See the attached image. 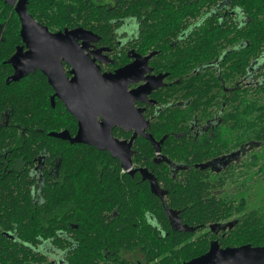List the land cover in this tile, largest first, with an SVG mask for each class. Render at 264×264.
I'll list each match as a JSON object with an SVG mask.
<instances>
[{"label": "trees", "instance_id": "16d2710c", "mask_svg": "<svg viewBox=\"0 0 264 264\" xmlns=\"http://www.w3.org/2000/svg\"><path fill=\"white\" fill-rule=\"evenodd\" d=\"M183 1L129 0L121 1V6L136 13L142 4L155 5L162 14L172 13L171 17L161 16L160 23L145 26L147 34L156 37L153 45L159 42L157 36L172 42L179 25L188 20L185 13L194 17L198 12H209L204 8L211 9L219 2L193 0L191 8ZM224 1L220 0V5ZM226 4L224 11L220 9V26L212 22L196 36L198 40L191 43L190 50L184 48L177 55L184 63L190 52L193 61L202 64L220 59V81L209 73L204 79L194 74L189 84L177 82L162 89V93H153L159 106L169 105L172 98L191 102L187 107L171 106L157 112L150 130L154 139L162 141V152L179 161L183 155L191 164L200 163L203 156L241 148L245 137H249L246 145L254 140L252 150L264 148V0H229ZM106 15L110 20L111 14ZM0 22L8 30L0 41V264H60L53 262L57 251L70 249L73 240H79L81 247L68 252L65 264H98L102 248H107L111 260L120 246L134 249L146 245L157 257L161 242L139 235L127 220H138L145 207L159 219H166L163 201L151 192L139 173L121 175L119 160L107 152L51 135L65 128L74 133V119L61 102L51 97L52 90L41 73L7 83L13 73L7 62L21 39L18 16L4 0H0ZM105 26L100 32L108 40L110 24ZM154 68L172 73L169 82L181 79L180 71L185 69L188 80V65L155 64ZM251 79L256 83L252 81L247 87L244 81ZM250 91L261 99L253 95L249 98ZM213 106L221 113L220 122L226 124V128H220L225 133L220 145L209 137L191 143L174 138L173 133L182 132L191 119L213 117L209 112ZM134 148L136 156L145 158L134 159V163L146 167L170 191L164 204L180 209L185 224L199 226L240 213L230 236L237 237L242 245L251 242L252 246H264V209L248 210L245 201L226 197L220 203L206 199L211 194L207 189L225 186L234 178V171L219 182L195 170L186 183L175 184L165 164L156 166L152 162L155 149L149 140L139 137ZM41 154L49 156L52 170L58 166V175L50 176L48 170L41 179L31 173ZM115 209L121 216L114 223L107 222L106 215ZM51 251L54 255H49ZM160 264L171 262L165 259Z\"/></svg>", "mask_w": 264, "mask_h": 264}, {"label": "flooded vegetation", "instance_id": "af4514ba", "mask_svg": "<svg viewBox=\"0 0 264 264\" xmlns=\"http://www.w3.org/2000/svg\"><path fill=\"white\" fill-rule=\"evenodd\" d=\"M21 0H16V5ZM121 1L129 2V0H28L27 10L28 13L34 18V20L45 27L51 35H58V38L48 37L49 41L53 40H64L63 48L59 54L60 60L56 62V65L61 66L63 70V85L61 94L65 95L70 88H74L71 83L77 75L76 70L85 73L83 79L91 80L93 75V68H99L101 74H115L118 70L122 68H131L132 72L126 75V80L132 81L128 86L127 93H131L135 90L143 87L149 80L151 76H165L162 79L163 86L154 90L146 99L135 100L133 115L136 111H142L143 119L150 123L145 125L142 129V133H139L133 141L132 145V167L130 169H125L122 165V160L119 157H114L108 151H102L95 148L92 145L82 144V143H72L69 140H63L70 142L73 145H88L100 152H107L115 159H118L121 164V175H135L139 173L143 181L148 182L151 192L157 196L161 201H163V208L166 212L167 218L159 219L154 213L149 211L145 207V212L141 213V217L138 220H127L128 223L133 224V227L139 235H145L148 238H153L161 242V246L158 250V256H152V250L146 245H137L134 249H129L127 247L120 246L118 253L115 252L114 258L109 259L107 248H102L103 251L98 254V264H160L163 260L169 259L171 264H185L190 261L200 258L206 255L213 243H216L220 249L227 248H239L246 245H251L252 243L240 244L238 238L235 236H230L231 232L237 227L238 217L229 219H219L211 223H201L199 226H190L185 224L181 218V211L176 207H168L164 204L166 197L169 196L170 191L163 185H160L157 178L150 173V171L144 166H137L134 163V159L144 161L145 158L136 156V150L134 148L135 141L139 137L149 140L155 149V155L152 158V162L156 166L166 165V169L169 172L171 179L174 180L175 184H182L187 182V178L195 170L203 171V176L208 179L220 182V180L225 177L229 172H235L240 162L242 160V155L246 154L248 147L252 146L249 142L237 148L231 150L227 153H213L205 158L203 156L202 162L191 164L187 162L188 156H180V160L174 159L167 154L162 152V141H157L150 132L152 129L153 121L158 113H162L167 107L171 106H182L187 107L191 102L178 100L172 98L167 106H159V99L153 96V93H162V89L166 88L168 85L177 82H188L193 81L192 76L194 74L197 77L208 76V73L213 75L214 78L220 81V59H217L208 64H202L199 61H193V55L188 53L189 59L184 63L182 59H178L177 55L180 50L184 48L186 51L190 50L191 43L198 40L197 35L202 32L205 27H209L212 22L217 23L220 26V9L227 7L225 0L220 5V0L218 5L211 9L204 8V11L209 12H198L194 17L189 16L188 20L182 22L178 29V33L173 37V41L169 42L168 38H160L157 36L159 41L152 45V42L156 40V37H150L148 29L145 28L146 25H150L153 22L160 23L159 18L161 16L168 17L172 16L171 12L162 14L158 12L155 5L145 6L141 5V8L136 13L133 11L123 10L121 6ZM174 2H179V0H173ZM184 3H188L189 7L192 8L193 0H184ZM16 5L13 8V13L18 16L20 21V27L18 29L19 37L21 42L15 46V51L10 58L18 51V49H23L24 52L30 51L27 43H25L22 36V23L19 15L16 12ZM9 6V5H8ZM93 9V10H92ZM176 11V10H171ZM102 12H105L104 14ZM111 14L110 20L106 14ZM158 13V14H157ZM234 14V13H233ZM153 19V21H151ZM3 22H0V41L5 39V33L8 31L6 27H3ZM109 23L110 34L108 40H106L101 33L104 31L105 24ZM172 27L175 28L174 22ZM163 29H165L163 27ZM152 30V29H151ZM101 31V32H100ZM154 33V32H152ZM33 37L32 39H35ZM187 54V52H186ZM168 65L171 67H176L178 64L187 69V78L184 73L185 69H182L181 79L177 80L174 78L171 82L170 78L172 73L167 71H156L154 65ZM13 73H15L14 67ZM83 67V68H80ZM36 73H41L47 80L51 90L52 95L55 100L61 102L67 113H69L74 119L73 129L74 133H71L69 129H63L59 132H68L71 137H76L79 131V119L68 111L67 105L62 97L56 95V90L49 82V77L43 73V71L37 69L35 73H31L28 76L22 78H28ZM205 75V76H204ZM209 76V78L211 77ZM20 80V81H21ZM248 81V82H246ZM244 81L249 87L253 84L255 80ZM19 82V81H18ZM256 83V82H255ZM242 85V84H241ZM246 87V86H245ZM168 91V90H167ZM250 95L256 96L250 91ZM154 111V114H153ZM158 112V113H157ZM209 112L213 114L210 119H205L201 116L202 121L198 118H193L188 123L182 127V132H174L173 136L175 139L186 140L187 143L194 141H201L202 139L209 137L217 140L220 145V137L224 136V132L220 131V128H226V124L220 122V111H217L216 106L210 108ZM207 110V113H209ZM131 116V117H132ZM130 118V117H129ZM128 119V117H127ZM102 118H99L101 121ZM155 127L157 125L155 124ZM158 128V127H157ZM130 129L131 131H128ZM136 131V126L129 125L122 127L121 125L116 126L113 129V135L119 141H127L133 138ZM128 137H125V136ZM151 136L158 146L160 151L158 152L154 142H152L147 137ZM224 145V142H221ZM213 144V143H212ZM253 145L254 141L252 142ZM37 164L31 171L33 175H38L41 179L44 178L49 170V175H58V166L52 170V162H49V156L41 154L36 159ZM153 179L157 185V192L152 190L151 180ZM211 192L210 196H206L207 200L215 199L216 202L220 203V199L225 197L226 187H212L207 189ZM235 200V199H234ZM121 216L118 210L115 209L113 212L106 215V221L109 223H114L117 217ZM114 225V224H113ZM75 227H77L75 225ZM62 237L66 238V235ZM175 240V241H174ZM73 245L68 248L67 251H57L58 256L55 261L60 264L66 263V258H68V252L81 247V242L79 240H73ZM257 247V246H252ZM45 251H48L46 249ZM161 251V253H159ZM53 251L49 252V255ZM103 252V254H102ZM161 255V256H160ZM116 256V257H115ZM102 257L100 260L99 258Z\"/></svg>", "mask_w": 264, "mask_h": 264}, {"label": "water", "instance_id": "95a60500", "mask_svg": "<svg viewBox=\"0 0 264 264\" xmlns=\"http://www.w3.org/2000/svg\"><path fill=\"white\" fill-rule=\"evenodd\" d=\"M27 1L21 0L16 5V0H4L14 7L22 23V36L30 51L24 52L18 49L8 64H12L15 73L8 78L7 83L18 82L37 69L43 71L49 77L50 84L56 90V95L63 98L68 111L79 119V131L76 137L66 131L51 133L52 136L72 143L92 145L95 148L108 151L114 157L122 160L125 169L132 167V145L134 138L142 133L145 125L150 123L143 119L142 111L134 113L135 100H147V96L154 90L163 86L162 79L165 76H151L150 80L140 89L127 93L128 86L132 81L126 80V75L132 72L131 68H122L115 74H101L99 68H93L91 80L83 79L84 72L76 70L77 77L69 84L70 88L65 95L61 94L63 85V70L56 65L60 60L58 53L64 50L62 40L49 41L47 38H58V35H51L48 30L37 23L28 13ZM36 37L35 39H32ZM83 68V67H80ZM132 116V117H131ZM128 117V119H127ZM130 117V118H129ZM99 118H102L99 121ZM121 125L136 126V131L130 142L119 141L113 135V129ZM128 131H131L128 129ZM159 152L158 144L147 137ZM152 190L158 193L155 180L150 179ZM185 264H264V246L252 247L251 245L239 248L220 249L213 243L210 251L197 259Z\"/></svg>", "mask_w": 264, "mask_h": 264}, {"label": "rangeland", "instance_id": "374dc122", "mask_svg": "<svg viewBox=\"0 0 264 264\" xmlns=\"http://www.w3.org/2000/svg\"><path fill=\"white\" fill-rule=\"evenodd\" d=\"M232 13L234 12L232 11ZM249 98H252V96L250 95ZM255 98L261 99V96H255ZM248 138L245 137L243 143H246L249 140ZM252 142H250L252 146L247 148L246 154L241 156L240 164H243V167H238L233 172L234 178L230 179L225 185V197L230 200L245 201V207L248 210L264 209V148L258 147L252 150V148H255ZM233 145L235 143H231V146ZM255 152H257L256 158L253 157ZM234 215L240 217V213Z\"/></svg>", "mask_w": 264, "mask_h": 264}]
</instances>
